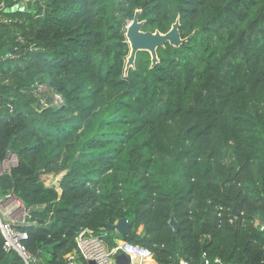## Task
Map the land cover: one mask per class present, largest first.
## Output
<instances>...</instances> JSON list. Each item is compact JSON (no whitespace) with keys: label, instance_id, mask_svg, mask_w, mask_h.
Masks as SVG:
<instances>
[{"label":"trees","instance_id":"16d2710c","mask_svg":"<svg viewBox=\"0 0 264 264\" xmlns=\"http://www.w3.org/2000/svg\"><path fill=\"white\" fill-rule=\"evenodd\" d=\"M139 10L144 31L179 20L186 41L126 71ZM11 154L0 196L30 209L36 264L122 217L108 246L148 247L150 264H264V0H0V163ZM3 241L0 264H24Z\"/></svg>","mask_w":264,"mask_h":264},{"label":"built area","instance_id":"2783aa9c","mask_svg":"<svg viewBox=\"0 0 264 264\" xmlns=\"http://www.w3.org/2000/svg\"><path fill=\"white\" fill-rule=\"evenodd\" d=\"M60 101L61 96L55 94L54 103ZM10 167H6L8 171ZM58 183L59 181L55 184ZM2 196L5 198H1ZM2 196L0 197V229L4 238L3 248L6 251H16L24 264H36L39 258L27 247L26 240L29 238V234L21 228L22 225L27 224V218L31 211L14 194L7 193ZM18 212L20 215L17 216ZM108 230V227L105 226L99 230L89 227L81 228L75 237L76 248L66 256L65 264H77L78 262L80 264H119L116 256L120 254L128 256L127 264H150L149 260L153 256L152 249L129 241L120 242L110 248L107 243ZM215 262L224 264L220 258H216ZM180 264L190 263L181 260ZM204 264H211V260L207 258L206 254L204 255Z\"/></svg>","mask_w":264,"mask_h":264},{"label":"water","instance_id":"95a60500","mask_svg":"<svg viewBox=\"0 0 264 264\" xmlns=\"http://www.w3.org/2000/svg\"><path fill=\"white\" fill-rule=\"evenodd\" d=\"M17 7V5L14 6L15 9ZM140 13V10L135 13L134 19L127 27L126 36L128 38V42L130 43L131 51L129 57L127 58L128 62L126 71H128L130 67L135 66L136 55L139 51H149L152 56V63L155 65L159 61L157 53L158 48L164 47L167 43L172 45H180L186 41V39L181 37L179 30V20L173 24L172 28L167 33H161L159 31H144V21L140 20ZM234 212L238 213L237 209H234ZM171 224L175 229L178 228V224L174 218L171 219ZM107 227L110 231H116L120 236L124 237L129 233L131 222L127 217H122L115 223H112L109 220L107 222ZM116 258L119 264H127L129 262V258L125 254L117 255Z\"/></svg>","mask_w":264,"mask_h":264},{"label":"rangeland","instance_id":"374dc122","mask_svg":"<svg viewBox=\"0 0 264 264\" xmlns=\"http://www.w3.org/2000/svg\"><path fill=\"white\" fill-rule=\"evenodd\" d=\"M24 1L28 2L29 0H24ZM127 62H128V60H127ZM127 62H126V66H127ZM16 159H17L16 156H14L13 154H11L5 162H3L2 164H0V172H1L2 169L6 168V167H10L14 163H16ZM44 179H45V181H46L47 184H53V183L55 184V183H57V181H59L60 176L55 177V176L49 175V176H44ZM235 214H238V213H235ZM18 215H20V212L17 213V216ZM77 264H80V262H78Z\"/></svg>","mask_w":264,"mask_h":264},{"label":"crops","instance_id":"0c3cea01","mask_svg":"<svg viewBox=\"0 0 264 264\" xmlns=\"http://www.w3.org/2000/svg\"><path fill=\"white\" fill-rule=\"evenodd\" d=\"M17 162H18V160L16 159V163H14V165H16ZM6 171H8V168H4V169H2L1 172H0V174L4 173V172H6ZM1 198H5V197L2 196Z\"/></svg>","mask_w":264,"mask_h":264},{"label":"clouds","instance_id":"9594fccd","mask_svg":"<svg viewBox=\"0 0 264 264\" xmlns=\"http://www.w3.org/2000/svg\"><path fill=\"white\" fill-rule=\"evenodd\" d=\"M130 24V23H129Z\"/></svg>","mask_w":264,"mask_h":264}]
</instances>
